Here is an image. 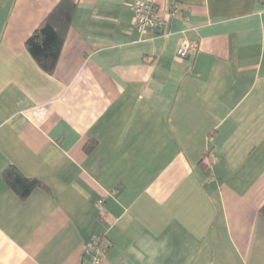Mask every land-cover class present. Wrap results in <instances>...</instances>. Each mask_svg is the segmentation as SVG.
Here are the masks:
<instances>
[{
	"label": "crops",
	"instance_id": "0c3cea01",
	"mask_svg": "<svg viewBox=\"0 0 264 264\" xmlns=\"http://www.w3.org/2000/svg\"><path fill=\"white\" fill-rule=\"evenodd\" d=\"M60 1L0 0V264H82L99 236L100 264H264V0H154L180 12L161 33L71 0L47 74L25 43Z\"/></svg>",
	"mask_w": 264,
	"mask_h": 264
},
{
	"label": "trees",
	"instance_id": "16d2710c",
	"mask_svg": "<svg viewBox=\"0 0 264 264\" xmlns=\"http://www.w3.org/2000/svg\"><path fill=\"white\" fill-rule=\"evenodd\" d=\"M74 10V2L61 0L25 43L30 56L47 74L55 68ZM2 177L20 199L27 198L35 188L41 187L38 180L25 177L13 166L8 167ZM259 216L264 219V205Z\"/></svg>",
	"mask_w": 264,
	"mask_h": 264
},
{
	"label": "built area",
	"instance_id": "2783aa9c",
	"mask_svg": "<svg viewBox=\"0 0 264 264\" xmlns=\"http://www.w3.org/2000/svg\"><path fill=\"white\" fill-rule=\"evenodd\" d=\"M174 2L175 0H169ZM132 10L134 24L143 32L161 33L170 18L176 17L180 12L177 5H171L165 17L159 15V8L154 0H132ZM187 46L183 45L177 50V55L181 58L187 56ZM103 237H95L88 249L84 250V255L89 259L82 264H100L102 258Z\"/></svg>",
	"mask_w": 264,
	"mask_h": 264
}]
</instances>
